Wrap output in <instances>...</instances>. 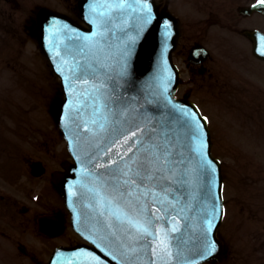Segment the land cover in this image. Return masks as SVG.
I'll use <instances>...</instances> for the list:
<instances>
[{"label": "water", "instance_id": "1", "mask_svg": "<svg viewBox=\"0 0 264 264\" xmlns=\"http://www.w3.org/2000/svg\"><path fill=\"white\" fill-rule=\"evenodd\" d=\"M151 4L154 7V0H80L81 14L92 29L47 8L39 13L33 34L63 79L67 98L59 103L55 115L78 161L57 183L65 195H74L72 201L78 202L77 195L82 193L83 201L93 209L107 207L109 232L114 233L116 224L122 228L121 247L113 251L123 255V264H198L222 253L216 235L223 217L221 167L212 156L207 121L197 107L175 101V87L166 91L156 82L155 73L163 74L167 68L159 54L163 46L174 45L177 30L168 35L167 21L173 24V17L159 13L157 7L152 13ZM136 18L139 22L134 24ZM165 56L169 63L170 52L165 51ZM104 104L113 113L122 110L127 114L129 122L120 123V132L129 133L138 123L144 132L156 129L160 134L154 137L157 143H165V134L170 137L171 170L159 181L163 187L149 185L157 199H142L140 214L118 204L104 187L110 171L104 165L118 160L117 152L127 158L132 155L129 147H138L113 131L112 115ZM97 105L110 121L103 132L98 128ZM135 138H140L139 132ZM144 139L146 147H151ZM203 161H211L215 171L207 164L201 166ZM113 213H119L123 223ZM128 219L138 221L154 236L140 235ZM209 246L210 254H206Z\"/></svg>", "mask_w": 264, "mask_h": 264}, {"label": "flooded vegetation", "instance_id": "2", "mask_svg": "<svg viewBox=\"0 0 264 264\" xmlns=\"http://www.w3.org/2000/svg\"><path fill=\"white\" fill-rule=\"evenodd\" d=\"M256 1L259 0H254L249 5ZM243 6L238 4L239 14L231 13V20L223 26L233 31L242 28L241 34L246 29H261L257 25L263 24L259 19L262 17L243 14ZM249 17L256 18H250L249 21ZM245 40L252 43L248 37H245ZM200 66L204 68L202 75L214 76L208 61ZM215 85L220 88L221 93L230 92L238 98L246 96L245 88L240 83L235 85L229 76L217 75ZM258 98H262L261 91L258 92ZM67 160V153H0V264H47L56 247L80 241L71 231H66L61 237L53 236L56 230L53 229L54 225L48 223L42 225L46 234L39 231L40 217L45 214L63 212L67 225L69 224L64 202L52 182L54 173L63 168ZM251 193L260 198H252L253 203L250 199L248 205L242 203V215L230 210L233 221L228 229V233L231 229L229 248L232 249L231 252L228 251L233 258L231 264H240L232 250H236L241 256L245 255L237 245L240 241L259 243L264 251V187H260L259 191L252 189ZM240 203L236 202L237 205ZM254 205L259 207L254 208ZM242 218L251 221L252 225L241 222ZM61 238L66 239L65 243L59 241ZM31 255L36 256V260H33Z\"/></svg>", "mask_w": 264, "mask_h": 264}, {"label": "rangeland", "instance_id": "3", "mask_svg": "<svg viewBox=\"0 0 264 264\" xmlns=\"http://www.w3.org/2000/svg\"><path fill=\"white\" fill-rule=\"evenodd\" d=\"M35 3L31 4L29 11L28 6H26L27 13H24V10L19 9L17 6H13L9 11L12 12V16L6 14V17L1 14V10L3 8H8L9 5H5L1 3L0 7V22L7 23L9 26H6L11 32L12 37L8 36L7 40H9L10 45H17V41L13 42L18 38L22 39L21 47L28 48L29 51H26L22 54H14L11 46H6L0 52V58L5 57L8 58L7 62L8 66L17 67V71H22L27 69L35 70V71H50L51 67L49 66L47 60L40 55L34 56L31 54V50L37 51V45L34 38H32L28 32H26L25 27H22V24L32 22V16L38 8L39 5L46 4L54 7L60 11L68 12L70 10V6H68L65 0H34ZM182 0H172L171 7L174 11L185 19V27L187 35L190 34L189 31L194 32L190 37V41L199 40L206 42L208 45L214 47L217 36L219 32L228 31L218 26L216 22L218 15H225L224 11L229 7L228 0H196V12L184 14L183 11L179 9V3ZM234 1V0H232ZM184 4V3H183ZM182 4V6H183ZM24 6V1L22 2ZM179 6V7H178ZM187 9V7H186ZM191 9V8H190ZM23 12V13H21ZM33 13V14H32ZM72 13V12H71ZM192 19V22L191 20ZM11 28V29H10ZM211 33V35H210ZM208 35L210 41L208 40ZM217 35L213 41V36ZM234 43L230 44V47H233ZM5 47V46H3ZM21 48V49H22ZM5 53V54H4ZM8 54V57L5 55ZM11 59L9 58L10 55ZM41 58V59H40ZM250 59V58H249ZM15 69V68H14ZM13 72H9L12 74ZM21 75L20 73H17ZM45 79V78H43ZM41 79H36L37 81H42ZM19 80L16 77H9L5 79L2 84H0V126L3 125L5 128L15 127V122L22 121L25 117H28L26 108H31L30 106L34 105V101L26 100L19 101V98L23 95V92L18 87ZM60 89V86H59ZM212 90V89H209ZM208 90V91H209ZM33 91L27 90L24 93L25 99L30 98V94ZM51 93L54 91V97L62 98L61 90H58L59 93H55L56 90H49ZM202 91H206L203 89ZM205 94H202V100H204V110L210 116L212 128H213V136L215 138L214 150L215 153L223 158L225 163V171L229 176L230 180H228V189L227 196L231 199V201L238 199L240 197V191L232 186V182L236 184V182H240V178L243 174L244 169L249 168L252 165L258 166L262 161L263 153H264V143L262 137L259 135V132H256L259 126H248L244 124V121H241L237 118L236 108L222 107L219 105V102L212 101V99H206L204 97ZM195 98L200 97L194 95ZM210 97V96H209ZM11 98V99H9ZM52 98L46 99L45 102L51 103ZM198 100V99H196ZM199 101V100H198ZM13 104L11 105V103ZM245 109V108H240ZM33 113V111H31ZM30 113V114H31ZM35 120H37V124L41 125L40 128L43 130L44 127H50L54 123L52 119V113L49 111L46 112L45 109H40L36 111L35 115H33ZM31 118V116H29ZM4 120V121H2ZM9 124V125H7ZM263 127V126H261ZM15 129V128H13ZM256 130V131H255ZM255 131V132H254ZM255 133L257 135H255ZM27 137V136H26ZM21 139L14 132L10 133V139L8 140V144L5 146L10 147L13 150H21L26 151L28 153H41V138L37 136L34 139ZM31 137V136H30ZM257 137V138H256ZM2 141H0L1 143ZM62 144V140H61ZM1 147V145H0ZM62 147L64 145H59V153H64ZM65 149V148H64ZM65 153H67V149H65ZM253 157L252 165H247V161H250L249 158ZM262 164V163H261ZM228 223V220L226 224ZM227 229V226L224 228V233ZM226 235V233H225Z\"/></svg>", "mask_w": 264, "mask_h": 264}, {"label": "snow or ice", "instance_id": "4", "mask_svg": "<svg viewBox=\"0 0 264 264\" xmlns=\"http://www.w3.org/2000/svg\"><path fill=\"white\" fill-rule=\"evenodd\" d=\"M96 91H99V89H96ZM96 99H99V97H96ZM102 107L107 109L108 113L112 115L111 124L113 125V131L120 132L118 127L120 123L129 122V118H126L127 114L124 111L120 110L113 113L108 104H104ZM100 109L101 106L97 105L95 114L99 115L100 122L98 128L99 131L103 132L110 121L108 115L100 114ZM93 123L96 124L97 121L94 120ZM138 132L140 133V138L136 139L135 137H137ZM159 135L155 128H150L147 132H144L138 123L134 124L133 130L129 133L120 132V136L131 139V145H138V147L133 150L130 146L128 150L132 155L127 158L117 152L119 159L104 165L110 169L107 174L109 179L103 182L105 190L108 191L118 204H123L130 211L136 212L137 214L144 211L143 204L141 203L142 199L148 196H152L153 200L157 199L151 192L149 185H159V181L164 179L166 173L171 170L172 161L169 159L171 148L168 146L170 137L165 134V143L161 144L157 143L154 139V137ZM145 137L147 141L151 142V147H146ZM118 141L119 138L114 139L111 141V144H115ZM111 144L104 150L105 154L111 150ZM112 164L116 165L115 168L112 167ZM203 164H207L213 172L215 171V167L211 161H203L201 166ZM142 185L144 186L143 188H141ZM159 186L163 187V185ZM113 215L118 222L123 223L119 213H113ZM157 219L159 218L157 217ZM127 223L140 235L154 236V234L148 232L147 228L140 225L138 221L134 222L133 219H128ZM210 226L211 221H209ZM210 251L211 247L209 246V252L206 254H210Z\"/></svg>", "mask_w": 264, "mask_h": 264}]
</instances>
